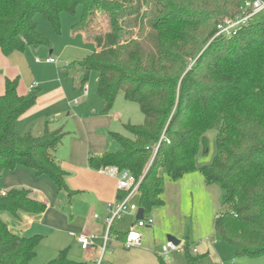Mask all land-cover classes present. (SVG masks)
<instances>
[{"label":"trees","instance_id":"obj_1","mask_svg":"<svg viewBox=\"0 0 264 264\" xmlns=\"http://www.w3.org/2000/svg\"><path fill=\"white\" fill-rule=\"evenodd\" d=\"M243 0H0V50L4 55L48 44L34 17L42 14L59 31L60 13L81 8L72 25L92 40L95 50L67 63L76 88L97 71L96 93L109 112L119 92L138 104L141 124L125 123L131 137L109 132L120 148L90 154L92 169L116 165L137 180L143 216L161 206L163 176L176 180L197 170L206 184L222 190L214 222L216 240L231 244L238 256L264 255V21L248 22L233 34L216 35L225 18L244 14ZM99 13L106 30L88 33ZM135 28V30H134ZM38 88L17 94V78L6 79L0 94V186L4 173L18 167L46 176L58 191L71 190L54 150L66 132L49 127L34 135L15 130L18 118L36 103ZM215 132V151L207 162V135ZM2 190V188H0ZM24 187L0 195V214H41L45 203ZM123 235V234H122ZM40 235L11 231L0 216V264H30ZM184 264H203L205 254L182 246ZM159 264H170L158 256ZM46 264H84L60 250Z\"/></svg>","mask_w":264,"mask_h":264},{"label":"crops","instance_id":"obj_2","mask_svg":"<svg viewBox=\"0 0 264 264\" xmlns=\"http://www.w3.org/2000/svg\"><path fill=\"white\" fill-rule=\"evenodd\" d=\"M39 81L40 83L32 82L36 83L35 88L39 89L35 105L16 121V123L25 122L24 129L31 126L32 132L34 128L37 135L43 130L45 120L42 118L38 123L36 119H41V115L45 114L46 110L52 113L47 115L51 120L53 115H59L61 109L65 107L66 96L62 84L48 90L47 86L45 88L39 86L51 81L43 78H39ZM31 84L28 85V91L34 89H30ZM93 110L95 109L85 112L81 107H76L73 113L67 112L66 117L73 119L74 129L66 131L61 143L54 150V157L67 173L65 181L67 186L73 190L71 196H68L66 191L56 190L47 177L33 176L29 171L13 170L4 173L1 178L0 188L7 190L12 187H24L30 190L29 194L32 198L45 203V210L41 214L20 213L18 217L7 213L0 214L11 231L23 236H41L36 247L35 258L38 257L40 248V251L43 249L50 252L51 255L47 258L49 260L65 248L68 249L70 259L84 264H96L100 255L102 236L105 232L104 219L107 216L106 204L118 199L121 194L117 190L115 179L98 172V169L88 167L87 158L90 154L99 155L109 149L105 143L104 134L111 131L120 132L110 129L113 122L112 109L102 115L91 116L94 113ZM118 116H120L118 120L123 129H125V123L134 124L129 120L122 122L119 113ZM97 129H103V131L100 132ZM35 133L33 132L34 135ZM65 139L69 142V147L64 153L60 148L64 146ZM162 196L165 205L155 208L153 213L149 214L153 216V226L141 229V245L137 246L138 248L133 247L135 250H125L122 244L125 233L135 221H130L127 228L120 227L122 224L120 220L114 223L111 229V239L107 245L110 250L104 251L101 264L105 255L104 264H159L157 254L158 252L160 254L161 249L159 248L154 255L149 248L153 245L154 236L163 227L162 216L173 219L176 213L178 216H185L189 211H194V213L198 211V214H201L206 207L212 211L218 204L221 190L216 184H206L199 173H191L175 182L166 181ZM183 206L187 207V211L182 210ZM94 215L98 217L95 218ZM195 220H198L197 216ZM177 225L181 227L179 219ZM197 226L199 227V224ZM194 228H196L195 225ZM164 231L181 236V232L169 228ZM79 234L95 235L94 245L83 250L76 240ZM156 238L159 243L162 242L158 237ZM201 241L204 242L193 247L196 248L197 253L208 256L211 238L206 237ZM166 257L164 256L163 259ZM218 262V258L211 260V264Z\"/></svg>","mask_w":264,"mask_h":264},{"label":"rangeland","instance_id":"obj_3","mask_svg":"<svg viewBox=\"0 0 264 264\" xmlns=\"http://www.w3.org/2000/svg\"><path fill=\"white\" fill-rule=\"evenodd\" d=\"M80 15H81L80 7H77L73 13L61 12L59 18V23H60L59 31H56L52 26V24L42 14L38 13L34 17L36 27L38 32L46 38L48 44H41L39 46L29 45L23 51H14L9 55H4L0 50V94L3 93L4 83L5 80L8 78L9 79L17 78V94L19 95L27 94L28 85L31 84L32 82L37 81L40 83L39 78H43L51 81L44 85L41 84L39 86V87L43 86V88L47 86L48 90H51L54 87L62 84V87L66 92V96L64 99L65 107L61 109L60 111L61 113L59 115H53V118L51 120L47 115L52 113H50V110H46L45 114L41 115L40 117L41 119L39 120L36 119V122L39 123L42 120V118L44 120L48 119L49 122L48 125L50 128L52 129L61 128L62 131L65 132L74 129L73 119L66 117V114L67 112H70V114L73 113L76 107H81L82 111L85 112L90 111L91 109H95L93 110L94 113L91 116H98V115H102L103 113H106L102 111L104 108V101L100 97H98L96 93L97 79H98L97 71L92 70L88 73L86 79L87 93L84 95L81 90L76 88V81H74V79L68 76L64 70L66 67L65 65L67 63L83 60L86 56L90 55L95 50V44L92 40L87 39L83 33L72 29L73 28L72 25L80 19ZM261 21H264V12L257 14L256 16L252 17L249 20V22L252 23L261 22ZM106 22H107L106 14L99 13L91 21L88 28V33L91 36L93 34L103 33L106 30ZM47 57L54 58L56 62L55 63L46 62L45 59ZM74 100H76V102H74ZM102 104L103 106H101ZM112 113H113L112 116L113 122H112V128L110 129L115 131L118 130L121 134L128 137H131V134L126 129H123L121 127V124L118 120V118H120V116H118V113L121 115L122 122L125 121L128 122L127 120L131 121L134 124H141L143 122V114L141 113L138 104L134 101L126 100L122 92H119L115 97ZM24 128H25V122L16 123L15 130L18 133L24 132L25 130ZM97 131L102 132L103 129H97ZM33 132L35 133L34 128H33ZM206 135H207V147L209 152L207 153V155L198 158L197 161L199 163L209 161L215 151V146H214L215 132L213 130H210L206 133ZM104 136H105V143L106 145L109 146L108 150H117L120 148L119 144L110 137L109 132L104 134ZM66 139L64 142V146L60 148L62 149L61 151H63L64 153L69 147V142ZM15 170L29 171L33 174V176L36 175L32 169L18 167ZM97 171L102 174H105L104 172H101L99 170ZM191 173H199V172L195 170L183 174L180 178L176 180H170L169 178H167L165 173L161 171V174L163 176V183H162L163 190L160 196L161 199L163 200V204L161 205L162 207L165 205L162 196L165 188V182L166 181L175 182L179 179L186 177L187 175H190ZM41 176H37V177H41ZM218 187L221 190L220 186ZM221 199H222V190L218 204L214 209H212V211H209V208L206 207V209H203L201 214H198V211H196V213H194V211H189L188 213L185 214V216L184 215L178 216V214L176 213V215L173 216L174 217L173 219L163 215L162 216L163 227L161 230L157 232V235L154 236L155 240L153 239V245L150 246L149 250H152L155 255L156 251L159 250L162 243H165L167 241V235H171L176 239H179L180 243L178 245L180 247L183 246L185 241H188L190 246H194L200 244L201 242H204L201 240H205L206 237H209L211 238L210 241L211 244L209 243L210 252L208 253V256L204 257L202 261L203 264H211V260H213L214 258H218L219 262L226 264H231L232 259L234 260L232 264H264V255L238 256L235 254V249L231 244L223 240H216V236L214 233V222L216 215L218 214V212L222 210ZM133 201H137V197H135ZM161 206L152 208L151 212L153 213V210L155 208H159ZM182 210L187 211V207L183 206ZM195 214L198 220H195L196 218V216H194ZM135 215L136 213H129V212L123 214L121 217L122 220L118 219L120 220L119 222L122 223L120 227L123 226L126 227L127 224L130 223V221L134 222L136 220ZM178 219L181 223V227L177 225ZM197 224H199V227L197 226ZM194 225L196 226L197 229L194 228ZM166 228L172 229L176 232H181L180 233L181 236L179 237L177 235L171 234L170 232L164 231ZM156 237L162 240V242H160L161 244L157 241ZM200 238H204V239H200ZM138 247H134V248H138ZM134 248L128 249L124 247L125 250H129V251L135 250ZM40 249L38 250L39 251L38 257L32 260L30 264H46V262H48L49 259L47 258L49 255H51L50 252L43 249L40 251ZM105 256L102 264H104ZM158 256H161L159 252L157 254V259ZM164 260L166 262H169L170 264H184L185 257L181 251L170 252V254L166 258H164Z\"/></svg>","mask_w":264,"mask_h":264},{"label":"built area","instance_id":"obj_4","mask_svg":"<svg viewBox=\"0 0 264 264\" xmlns=\"http://www.w3.org/2000/svg\"><path fill=\"white\" fill-rule=\"evenodd\" d=\"M241 9L245 11L244 14L237 15L234 18H225L217 27L216 35H226L229 36L236 32L241 26L247 24L249 20L264 12V0H243L241 4ZM46 62L55 63L56 60L52 57H49L45 60ZM36 87V83H32L30 85V89ZM82 93L85 95L87 93V85H83L81 88ZM76 102V100H74ZM101 172H104L110 177L116 179V187L120 192V196L118 199L114 201L108 202L106 204L107 216L104 219L105 224V232L102 236V245L100 249V255L96 260V264H101L102 256L104 251L110 250L107 247L109 240L111 239V229L114 223L121 219L122 215L125 213H136L140 206L137 201H133L135 197L138 196V188L142 179V176L139 179H135L134 176L127 169H120L116 165H107L104 167H100L98 169ZM6 190H0V195H4ZM136 216V215H135ZM97 218V215H94ZM136 219V218H135ZM154 220L152 215H148L146 217H142L140 219H136L134 224L130 226L128 231L124 235V239L122 241L123 247L125 248H133L141 245L142 241V233L141 229L144 227L153 226ZM95 235H86L79 234L76 237L77 242L80 247L85 250L94 245ZM160 255L165 256L170 252H180L182 247L178 244H175L171 240H167L160 247ZM193 251L196 252V248L193 247ZM234 260L232 259V262ZM231 262V264H232ZM216 264H226L218 262Z\"/></svg>","mask_w":264,"mask_h":264},{"label":"water","instance_id":"obj_5","mask_svg":"<svg viewBox=\"0 0 264 264\" xmlns=\"http://www.w3.org/2000/svg\"><path fill=\"white\" fill-rule=\"evenodd\" d=\"M142 217H143V209H142V208H139V209H138V212H137V214H136V216H135V218H136V219H140V218H142ZM167 240H171V241H173L175 244H179V240L176 239L175 237L171 236V235H168V236H167Z\"/></svg>","mask_w":264,"mask_h":264}]
</instances>
